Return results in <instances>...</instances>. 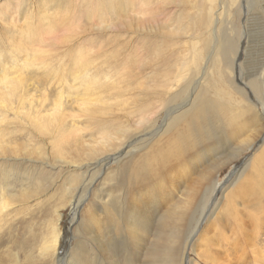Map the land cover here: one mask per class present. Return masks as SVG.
Returning <instances> with one entry per match:
<instances>
[{
    "label": "rangeland",
    "instance_id": "374dc122",
    "mask_svg": "<svg viewBox=\"0 0 264 264\" xmlns=\"http://www.w3.org/2000/svg\"><path fill=\"white\" fill-rule=\"evenodd\" d=\"M139 1L144 0H0V82L7 85L5 90L0 84V184H8L16 195L11 205L6 203L0 235L10 224L18 240L15 246H1L2 257H10L6 263L14 264L17 258V264H70L83 245L85 226L79 222L86 223L83 214L96 203L97 191L113 182L124 185L132 161L156 146L180 150V136L197 142L198 148L191 159L185 153L175 163V170L189 174L182 181L169 180L163 192L167 206L175 209L168 249L159 254L167 264H205L197 259L205 240L217 238L214 230L222 223L234 230L229 205L236 204L239 216L249 221V231L253 228L247 232L249 242L244 237L240 243H245L249 257H264V215L259 205L252 206L264 203L260 174L249 172L254 169L251 161L264 152V129L257 136L259 127L264 128L263 31L255 38L245 33L238 4L228 16L223 12V26L214 28L212 14H222L217 0H147L148 9L143 6L145 13L137 15ZM164 60L171 61L166 70L176 82L163 97L147 98V90L165 75ZM82 64L92 73L86 83L83 70L74 72ZM249 78L259 80L254 83L257 95ZM228 79L246 92V102ZM200 89L222 104L229 91L233 110L253 106L242 132L233 134L229 127L219 131L223 126L214 117L186 132L172 125L176 109L186 111ZM142 115L149 121L140 124ZM245 139H254L250 148L247 142L239 146ZM120 155V161L94 164ZM252 207L260 220L251 216ZM53 230L58 249L49 241L50 248L42 250ZM188 238L187 251L182 252Z\"/></svg>",
    "mask_w": 264,
    "mask_h": 264
},
{
    "label": "bare ground",
    "instance_id": "6f19581e",
    "mask_svg": "<svg viewBox=\"0 0 264 264\" xmlns=\"http://www.w3.org/2000/svg\"><path fill=\"white\" fill-rule=\"evenodd\" d=\"M228 1L229 0H223L219 3V0H217L218 6H221L220 9H222V14L220 16L216 15L214 12V8H213L214 13L212 14L211 17H213L214 15V18H211V17L210 18L213 19L211 22V25L214 28H216L217 24H219L222 27L224 24V21L222 20L223 12L224 14L228 16V13L232 12V8L236 4H238V6H240V12H244L245 22H244L243 29L245 33L249 34V31L252 32L253 38H255L256 34H261L262 33L261 31H263V34H264V8H263V3L261 2V0H230L229 2ZM224 3H226L227 5ZM148 4L149 2H147V0L139 1L135 5L134 13H137V15L144 14L145 11L143 10L144 8L143 6L147 8ZM228 7L230 9H228ZM241 7H242V11H241ZM242 14L241 16H243ZM252 26L255 27L254 30H251ZM239 45H240V42L238 44L237 51L234 50V53L232 54L233 57L238 55L239 50H240ZM222 50H223V53L226 52L225 48ZM247 50H248V46L246 48V51ZM170 62L166 60L163 61L162 67L164 69L162 68V70L165 73V75L162 76L161 78H157L153 87L147 90V92L145 93L147 94L146 95L147 98L149 96H154V95L157 97H163L164 96L163 94L166 93V91L169 90V88L170 89L173 88V84L174 82H176V78L173 77L174 80H171L172 78L169 77V72L166 70V65L170 64ZM226 68H227V65H226ZM81 70H83L84 71L83 73H85L84 78H83L85 80L83 81L86 83L87 81L90 80L88 78L89 73L92 74L91 72H89V65L82 64L80 67H75L74 72L81 71ZM250 78L248 79L250 88L257 95L258 90L254 86V83L255 81H259V80L250 79ZM228 83L232 87V90L237 95H239L240 98H243L245 96L246 92L242 91L241 89L238 90V88H235V86L232 83V80L230 81V79H228ZM0 84L3 85L4 88H6L5 90H7V85L4 83V80H2ZM196 85H198V82H196ZM10 87L12 86H9V89ZM262 87H264V84ZM87 88L88 90L89 89L91 90L92 88L91 82H89V86H87ZM255 89L257 90V92ZM195 90L196 88L194 85L193 91L195 92ZM241 91L244 93V96L242 95L243 93ZM228 92L225 94L227 103L222 104V103H217L207 98L205 96L206 91L200 89L198 94L193 98L192 102L188 105L189 108L186 111H184L181 114V110L183 109L181 107L179 109H176L177 111L175 112L172 125H178L179 126L177 128L178 131H180V129L182 128L184 132H186L190 130L191 126H193L196 122L198 121L201 122L204 119L214 117L216 120H218V123H220L223 126V127H220L219 131L225 127H229L230 129H232L231 131L233 134L236 132H242L243 126L248 120L246 113H248V115L252 113L249 111L251 110L253 106L251 104H250L251 106H248L249 105L248 104L247 105L248 107H247L241 104L244 107L238 105V107L234 108V110L231 109L230 108L231 106L228 102V100H230L229 97L231 96L228 95ZM244 99L246 102V99H247L246 96ZM238 101H241V100L239 99ZM252 103H255V102H253L252 100ZM185 106L186 105H184V107ZM143 107L139 109L137 108L134 109V112L141 111ZM131 113L132 111L129 114ZM176 114L178 115L176 116ZM254 115L257 118V120L261 122V120L259 119V116L256 115L255 113ZM141 117H142L143 122H141L140 124H143L145 121L147 122L149 121V116L146 117V115H142ZM160 129L161 128H159V130ZM263 129H264L263 126L259 127V129L257 130V136L260 135L261 132H263ZM161 131L162 133H164V128H162ZM210 131H211V127L207 131L206 136L209 135ZM254 139H257V137H255ZM254 139L250 143L248 142L249 139L239 140L238 143L240 145L239 144L238 145L241 146V143L244 144L247 142L249 144L247 145L246 148L248 147L250 148L254 142ZM177 141L178 142L180 141L179 142L181 144V147H179L180 150L178 148L177 150L167 148L165 144L161 145L160 147L158 146L154 147L150 154L144 157L138 158L137 161L135 162L132 161L134 164V167H133V170L130 172V174H128L126 183L124 185L122 184L119 187L118 184L117 185L113 184L114 183L113 182L108 187L103 186V188L106 187L107 189L100 188L97 191L98 192L97 197H95V194H94L96 203L95 204L90 203L89 208L87 209L85 214H83L84 216L86 215V218H85L86 223H83L81 221L79 222V227L81 224H84L85 226L83 228L84 233L81 235V238L83 240V245L81 244L82 246L79 249H77L78 250L77 252L79 253H75V255L73 256L74 258L70 262V264H167V260L163 258L161 254H159V251H161L162 253L165 249H168L167 244H168V233H169L168 231L170 227V219L173 216V211H174L173 209L175 208L173 205L167 206L168 203H166L165 200L163 199V192L165 189H167L168 186L166 185L168 184L169 180H178V181L181 180L182 181V179L189 174V172L186 173L180 169L175 170L174 168L175 163H177V161L180 160V158L187 156L185 155V153H187L191 159L193 156L194 150L198 148L195 146L197 142L195 143L191 139H186V142H185V138L180 136V138H178ZM105 143H102V144L104 145ZM263 150L264 148L262 149V151ZM2 154H5V153H2ZM258 154L260 155H256L257 158L251 161L250 165L253 166L254 169L250 170L249 172L251 173V175L256 174L257 171L259 172L260 177H259L258 184L260 185L259 190L261 191L260 200H263L264 199V152H261ZM122 155H120L119 157L118 156L117 157L108 156L106 158L104 157V159L101 158V160L94 162V164H96L97 166L102 163L109 164L117 160L120 161ZM199 161L200 160H198V163H192L191 165L192 169H196L197 165L199 164ZM138 163H141V164L138 165ZM5 179L6 178H4V181ZM91 179L93 178H90L89 180ZM92 184H93V180L92 182L87 184L85 188L88 190V188L91 187ZM92 189L90 190L91 195H92ZM24 190L27 191L26 189ZM15 196L16 195H14L13 193H10V190L8 189V184L6 183L0 184V220L1 221H3L2 217H3L5 210H7V208L9 207L8 205H6V203L9 202L10 204L11 202H13ZM19 197L22 198L24 196L20 194ZM252 206L253 207L258 206L259 207L258 210L261 212L260 215L261 214L264 215V203L259 202V204L256 203ZM229 211L233 215L234 230L232 231L227 230L229 225L227 226L225 223H222V225L224 226L222 227L219 226L218 228H216L214 231L216 232L217 238L213 236L214 238L211 239L210 241L205 240L203 244L204 249L202 250L203 253L202 255L200 254L198 255L197 257L198 261L205 263V264H236L237 261H241L243 264H264V257L260 258L257 255L256 257H249L247 255L248 251L246 252V248H244L245 243L244 245L240 243V239L242 240V242L245 241L244 237L246 241L249 240L247 232H250L251 230H253V228L251 227L252 229L249 231L250 229V226L248 223L249 221L248 222L246 220L244 221L242 216H239L240 209L237 208L236 204L229 205ZM256 211L255 209L252 210L253 213L251 212V216L254 219L255 217H257V220H260L257 216L258 212ZM247 220H249V218ZM261 221L260 223L264 224ZM260 223L258 222V225H260ZM12 230H13L12 225L8 224L7 230L1 233L0 249H1V246L5 242H7V244L15 246V243L18 240L13 236ZM55 234L56 232L53 230L52 234L49 235L48 241L47 239L44 241L42 250L50 248L48 246L49 241H51L52 243L53 241H55L54 243L55 248H57L58 238L55 236ZM192 236H193V233H190L189 238H191ZM189 238H188V241H186V243L184 244V248L182 252L187 251V245L190 240ZM50 245H53V244H50ZM249 248H252V247L250 246ZM57 249H55L53 252H56ZM226 253H227V256H226ZM1 254H0V264H9L5 262V261H9L10 259L9 254L8 255L6 254V257H2ZM230 254L231 255L234 254L236 256L234 257L233 255L234 258H232ZM223 256H225L227 259H225V257L223 258ZM249 258H250V261L247 263L248 261L247 259ZM260 259H263V260H260ZM13 262L14 264H17V258H13Z\"/></svg>",
    "mask_w": 264,
    "mask_h": 264
}]
</instances>
